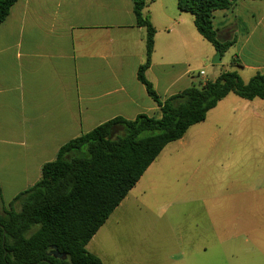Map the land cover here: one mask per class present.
I'll return each instance as SVG.
<instances>
[{
	"label": "crops",
	"instance_id": "crops-1",
	"mask_svg": "<svg viewBox=\"0 0 264 264\" xmlns=\"http://www.w3.org/2000/svg\"><path fill=\"white\" fill-rule=\"evenodd\" d=\"M144 14L156 29L145 75L163 103L202 82L194 68L204 63L205 39L177 0H147ZM213 24L219 42L234 41L231 72L245 83L264 74V0H241L215 11ZM146 38L133 0H18L13 5L0 25V197L12 188V201L32 187L44 164L81 134L115 118L160 115V106L138 80ZM227 71L222 68L216 76ZM263 103L231 93L204 122L167 145L158 158L178 164V196L160 211L145 201V189L155 184L157 158L88 243V252L103 264H122L107 248L111 229L122 228L112 233L117 251L130 250L135 259L138 248L128 228L154 238L164 225L166 234L178 230L187 257L193 252H185L186 232L195 243L211 236L213 246L221 243L219 227L264 220ZM195 247L194 252L203 249Z\"/></svg>",
	"mask_w": 264,
	"mask_h": 264
},
{
	"label": "trees",
	"instance_id": "trees-1",
	"mask_svg": "<svg viewBox=\"0 0 264 264\" xmlns=\"http://www.w3.org/2000/svg\"><path fill=\"white\" fill-rule=\"evenodd\" d=\"M17 1L0 0V25ZM177 1L179 10L194 17L200 35L223 57L234 41L219 42L214 12L230 9L241 0ZM146 5L147 0H133L137 23L147 31L146 60L138 80L160 106V115L115 118L63 145L56 158L42 167L41 179L0 212V264H103L88 252V243L165 147L204 122L231 93L264 101V74L257 73L245 83L236 72H224L162 103L145 75L156 35L144 14ZM119 127L123 133L115 136ZM55 248L67 258H56Z\"/></svg>",
	"mask_w": 264,
	"mask_h": 264
},
{
	"label": "rangeland",
	"instance_id": "rangeland-1",
	"mask_svg": "<svg viewBox=\"0 0 264 264\" xmlns=\"http://www.w3.org/2000/svg\"><path fill=\"white\" fill-rule=\"evenodd\" d=\"M204 44V63H198L194 68L196 74L203 72V75L197 77H200L202 82H198L196 85L215 80L217 73H220L222 68H227V72H231L236 68L232 62L234 55L232 47L223 55L222 63L214 64L218 52L208 41L205 40ZM206 62H210L209 67L206 66ZM122 133L123 130L120 127L115 130V136L122 135ZM157 160L158 163L154 168L155 174L153 177L155 184L150 183L149 189H145L146 195L144 197L151 207L156 211H160L178 196L180 175L178 164L164 163L163 157ZM240 165L241 171L244 173L243 164ZM13 191L10 188L0 197L1 213L4 207L8 209V203L14 197ZM1 198L5 204H3ZM14 208H19V204L15 205ZM175 212L178 215L176 210L171 211V213ZM118 230L122 231V228L111 229L107 248L114 257L121 259L122 264H132V262L133 264H264V220L262 218H258L251 226L236 224L226 228L219 227L221 243L217 244L214 241L215 245L213 246L209 243L212 239L211 236H203L195 243L192 242L189 233L186 232L188 236L185 238V243L188 250H185V252H193L187 257L180 251L181 244L178 230L175 234L173 232L172 235L166 234L164 225H160L155 229L154 238H152L151 233L146 236L144 234L137 235L133 228H128L130 233L134 231V236L130 234V241H133L134 247L138 248V258L131 259L129 254L132 251H117V242L114 240L112 233ZM195 245L201 246L203 249L194 252Z\"/></svg>",
	"mask_w": 264,
	"mask_h": 264
},
{
	"label": "water",
	"instance_id": "water-1",
	"mask_svg": "<svg viewBox=\"0 0 264 264\" xmlns=\"http://www.w3.org/2000/svg\"><path fill=\"white\" fill-rule=\"evenodd\" d=\"M214 64H220L221 63V54L220 53H217V56H216V58H215V60H214V62H213ZM54 256L56 257V258H59V259H66L67 258V256L66 255H64V254H59V252H58V250L55 248V251H54Z\"/></svg>",
	"mask_w": 264,
	"mask_h": 264
},
{
	"label": "built area",
	"instance_id": "built-area-1",
	"mask_svg": "<svg viewBox=\"0 0 264 264\" xmlns=\"http://www.w3.org/2000/svg\"><path fill=\"white\" fill-rule=\"evenodd\" d=\"M200 75H203V72L199 73V76H200Z\"/></svg>",
	"mask_w": 264,
	"mask_h": 264
}]
</instances>
